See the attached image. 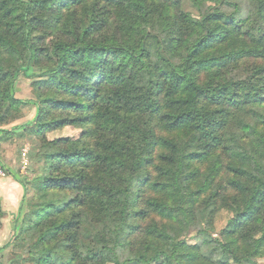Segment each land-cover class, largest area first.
<instances>
[{
  "label": "trees",
  "instance_id": "1",
  "mask_svg": "<svg viewBox=\"0 0 264 264\" xmlns=\"http://www.w3.org/2000/svg\"><path fill=\"white\" fill-rule=\"evenodd\" d=\"M183 1L0 0V118L37 107L56 165L37 214L72 222L33 234L28 263L264 258V0H189L198 15ZM187 26L200 37L183 55ZM66 128L80 134L48 139ZM190 229L193 243L170 235Z\"/></svg>",
  "mask_w": 264,
  "mask_h": 264
},
{
  "label": "rangeland",
  "instance_id": "2",
  "mask_svg": "<svg viewBox=\"0 0 264 264\" xmlns=\"http://www.w3.org/2000/svg\"><path fill=\"white\" fill-rule=\"evenodd\" d=\"M182 7L186 12L198 15L191 1L184 0ZM199 37L197 29L187 26L183 55ZM164 55L170 58L168 51ZM38 73L36 70L30 71L33 76ZM34 81L32 76L19 79L16 85L18 99L29 102L36 98ZM36 115L37 107L27 103L15 114H9V106L6 105L0 118V197L5 211L0 220V264H30V255L36 251L37 244L35 239H30L33 234L44 235L47 230L72 225L70 216L65 213L57 212L43 217L37 214L41 203L38 197L43 186L41 178L56 165L47 155L42 139L32 130ZM79 134L80 131L66 128L48 135V139ZM230 216L228 212L218 215L214 238L219 237ZM27 230L32 231L30 235H25ZM196 233V229H190L185 232L173 231L170 235L176 242L187 240L193 243ZM259 236L264 239V226L260 228ZM259 264H264V258L259 260Z\"/></svg>",
  "mask_w": 264,
  "mask_h": 264
}]
</instances>
